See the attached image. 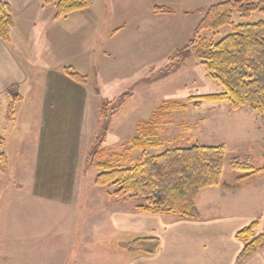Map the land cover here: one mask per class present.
Masks as SVG:
<instances>
[{"label":"rangeland","instance_id":"rangeland-1","mask_svg":"<svg viewBox=\"0 0 264 264\" xmlns=\"http://www.w3.org/2000/svg\"><path fill=\"white\" fill-rule=\"evenodd\" d=\"M219 1L222 0H90L87 8L57 21L53 19L55 4L41 9L32 8L23 15L26 19L24 22L18 18V27L23 30L26 38L22 40L23 49L35 54L30 60L32 70L37 60L53 70L70 66L84 77L88 95L81 158L84 154L87 156L92 148L101 124L99 111L109 101L114 100L107 103L105 109L108 122L103 146L121 151L136 136L137 122L148 119L163 101L184 103L192 95L223 91L222 86L207 76L200 61L184 50L202 16L197 10ZM155 7H167L171 12L155 13ZM259 19H264V15L256 12L248 19L236 16L234 21L253 22ZM32 21L37 22L35 30L32 29ZM229 32L231 26L227 25L217 32L202 31L201 35L217 41ZM118 100L121 104L113 111ZM27 107L25 105L17 116H32V112H28L31 108ZM5 112L6 106L2 104L1 126L6 122ZM33 138L32 135L23 139V149L32 148ZM160 138L162 147L146 149L147 154H158L166 149L188 147L195 143L224 145L223 185L232 183L238 174L243 173V170L232 167L233 161L255 168L264 166V115L248 106L231 111L227 102L203 103L197 109L189 107L186 111L172 112L168 121L162 125ZM0 151L5 152L1 143ZM140 155L139 151L132 152L133 158ZM95 174L94 166L82 159L78 185L83 186L84 190L79 194L81 203L75 210L76 213L79 210L80 217L87 213L82 201L85 197L96 201L91 215L93 218H104L105 213L100 210V206L108 207L105 203L114 199H109L108 195L114 188L98 187L93 183ZM11 181L6 175L0 174V222L7 217L5 211L13 208L14 215L20 219L36 220L37 225L31 226L33 229L39 226L41 230L47 229L48 233L44 238L23 240V247L13 252H0V256L3 255L0 264H103L107 252L135 251L129 243L136 237L129 234L127 237L116 236L109 242L103 241L101 252H87L83 249L88 242L80 236L75 237L74 247H70L71 240L57 237L54 233L56 229L62 230L67 226L64 223L58 224L57 220L64 216L72 217L74 210L58 209L49 204L43 207L32 200H12L10 193L13 188L10 186H15L16 180L14 178ZM4 188L7 193H2ZM125 200L120 204L111 203V206L135 209L137 204L142 203L140 199ZM233 200L231 208L250 213L251 216L254 214V220L259 224L258 232L264 231V173L249 180L245 191L240 189ZM221 210L219 206L218 212L221 213ZM174 217L177 216H165ZM93 218L89 221L92 222ZM101 228L110 230L111 225L104 224ZM31 233L30 236H33ZM87 238L91 239L89 235ZM118 239L127 242V246L115 243ZM3 242L2 239L0 243ZM260 254L264 257V248Z\"/></svg>","mask_w":264,"mask_h":264},{"label":"crops","instance_id":"crops-1","mask_svg":"<svg viewBox=\"0 0 264 264\" xmlns=\"http://www.w3.org/2000/svg\"><path fill=\"white\" fill-rule=\"evenodd\" d=\"M0 2L10 5L14 20L9 42L0 39V112L2 104L7 110L8 88L17 87L21 96L14 104L13 120L5 117L6 122L0 125V134L4 138L1 146L8 160L7 171L2 175H6L11 183L14 178L17 182L15 186H10L13 188L10 193L12 200H32L43 207L49 204L58 209L74 210L72 217L64 216L57 220L58 224L67 226L62 225V230L56 229L54 235L71 240L70 247H74L75 237L80 236L88 242L83 248L87 252H101L103 241L109 242L116 236L127 237L128 234L136 238L156 237L160 240L157 252L152 255L137 250L107 252L103 264H234L243 247L235 233L255 219L254 214L251 216L250 213L231 208L233 197L240 189L245 191L248 181L236 186L221 183L217 187L202 190L196 198L201 216L199 220L178 216L165 218L173 215L144 214L136 209L113 208L111 203L126 201L114 197L115 200L105 203L108 207L100 206V210L105 213L104 218L91 217L96 201L87 197L82 200L87 213L82 217L79 216V210L76 213V207L81 203L79 194L84 190L83 186L78 185V173L80 161L86 160L85 154L81 158V153L87 87L85 83H78L65 75L64 67L53 70L44 62L35 60V69H31L30 60L35 54L23 49L22 40L26 38L18 27V18L24 22L26 19L23 15L32 8L41 9L51 4H44L42 0ZM32 22V29L35 30L37 22ZM22 104L31 108L28 112H32V116H17L24 108L21 109ZM32 135V148L23 149V139ZM24 173L26 176H22ZM2 193H7V189L4 188ZM219 206L223 209L221 213L218 212ZM14 212L13 208H8L5 211L7 217L0 222V241L4 240L0 243V252H13L23 247V240L44 238L48 233L47 229L41 230L39 226L38 229L31 227L37 225L36 220L20 219ZM91 218L92 222L89 221ZM104 224L111 225V229H102ZM31 232L33 236H30ZM88 235L91 239L87 238ZM116 242L125 244L124 247L128 244L121 242V239ZM260 251L243 264H264Z\"/></svg>","mask_w":264,"mask_h":264},{"label":"trees","instance_id":"trees-1","mask_svg":"<svg viewBox=\"0 0 264 264\" xmlns=\"http://www.w3.org/2000/svg\"><path fill=\"white\" fill-rule=\"evenodd\" d=\"M44 4H55L54 19L83 10L90 0H42ZM155 13L171 12L167 7H155ZM202 16L184 50L196 57L207 72V76L222 86L223 91L214 94L189 96L186 102L163 101L150 117L140 120L135 126L136 136L130 145L121 151L104 147L107 136V103L99 111L101 120L99 132L92 142L86 162L93 165L96 174L93 183L98 187H112L108 195L116 200L140 199L135 209L139 213L173 215L183 219L199 220L196 206L199 193L209 187L221 184L224 145L207 146L200 143L188 147H176L158 154H147L146 149H159L162 125L172 112L186 111L189 107L199 108L203 103L227 102L231 111L248 106L264 115V19L253 22H235L234 18L248 19L252 13L264 15V0H222L199 8ZM8 3L0 2V39L10 40L14 20ZM230 25L231 32L217 41L201 35L202 31L217 32ZM64 73L78 83L84 77L73 68L64 67ZM9 103L6 119L13 120L14 104L21 99L17 87L7 89ZM124 95L122 96V98ZM121 102L116 101L113 111ZM112 113V112H111ZM4 138L0 134V143ZM123 145L121 144V147ZM141 152L133 158L132 152ZM235 170H243L230 184L236 186L249 181L257 174L264 173V166L252 167L238 161L232 162ZM8 160L0 151V174L6 173ZM258 221L254 220L235 233L243 243L234 264H243L257 251L264 248V231L258 232ZM160 240L156 237L136 238L131 247L152 255L157 252Z\"/></svg>","mask_w":264,"mask_h":264}]
</instances>
